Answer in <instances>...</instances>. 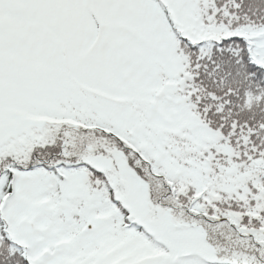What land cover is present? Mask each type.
Wrapping results in <instances>:
<instances>
[{
    "label": "snow or ice",
    "instance_id": "obj_1",
    "mask_svg": "<svg viewBox=\"0 0 264 264\" xmlns=\"http://www.w3.org/2000/svg\"><path fill=\"white\" fill-rule=\"evenodd\" d=\"M0 264H264V0H0Z\"/></svg>",
    "mask_w": 264,
    "mask_h": 264
}]
</instances>
